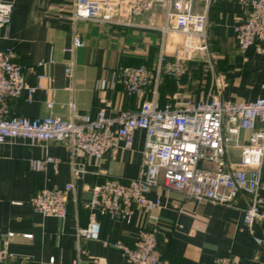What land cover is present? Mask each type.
<instances>
[{"label":"crops","instance_id":"1","mask_svg":"<svg viewBox=\"0 0 264 264\" xmlns=\"http://www.w3.org/2000/svg\"><path fill=\"white\" fill-rule=\"evenodd\" d=\"M12 4L8 26L0 30V48L12 47L22 66L26 83L41 88L28 96L9 100V113L20 117L72 114L94 118L100 109L107 116L121 110H138L142 98L128 96L116 82L120 66L151 67L157 58L165 18L162 3H156L129 25L71 20L72 0H7ZM193 11L208 15V53L187 62V72L176 79L162 73L155 87L160 104H180L186 99L205 100L217 94L230 101L264 98V57L253 46L238 48L234 26L244 17L240 0L193 1ZM77 30L83 45L74 53L65 51ZM72 62V73L65 72ZM211 65H210V64ZM223 86H215V76ZM144 98L153 97L147 86ZM51 102L52 105L47 104ZM249 131L241 130L245 141ZM145 132L132 134L129 148L121 141L115 152L101 159L79 152L72 155L62 143L11 138L0 145V235L13 232L10 256L2 264H129L117 244H131L141 229L156 230L157 248L169 264H211L216 256H235L241 264H264V219L249 231L243 223L248 194L238 195L230 205L186 200L181 193L162 187L148 192L160 207L144 212L133 206L129 217L90 210V187L105 179L127 180L141 170ZM235 151L234 147L229 148ZM52 156L42 170L31 168L34 159ZM230 156V154H229ZM238 158V157H237ZM237 161V160H236ZM79 169L74 175L73 169ZM72 183L64 218L44 216L33 210L31 198L42 188H63ZM259 206L264 214V165L261 168ZM99 223L96 240L78 242L76 227H85L90 216ZM24 234H31L25 237ZM263 240L258 243L256 239ZM53 258V261H50Z\"/></svg>","mask_w":264,"mask_h":264},{"label":"built area","instance_id":"2","mask_svg":"<svg viewBox=\"0 0 264 264\" xmlns=\"http://www.w3.org/2000/svg\"><path fill=\"white\" fill-rule=\"evenodd\" d=\"M194 0H72L71 20H89L97 23L129 25L135 17L149 11L156 3L165 8V18L160 28L162 38L157 58L151 67L146 65L120 66L116 82L128 96L142 98L138 110H121L116 116H107L100 109L94 118L72 114L69 118L58 116H12L9 100L28 96L42 86L26 83L23 68L16 62L12 47L0 48V145L11 138H24L35 142L56 141L65 145L72 155L79 152L101 159L115 152L122 141L129 148L132 134L145 132L140 174L127 180L105 179L90 187L91 197L86 202L90 210L111 213L118 219L130 216L133 206L144 212L160 207L159 199H150L153 188H166L182 194L186 200L211 201L230 205L240 194H248L243 223L249 231L254 223L264 219L258 196L261 168L264 165V98L250 101H230L217 94L205 100L186 99L180 104L170 102L160 106L155 87L162 73L176 79L187 72V62L197 54L208 53V15L193 11ZM206 7L212 0H204ZM244 17L234 26L238 48L249 46L264 57V0H240ZM12 4L0 0V30L9 25ZM83 45L81 35L75 30L65 51L74 53ZM210 64V63H209ZM211 65V64H210ZM72 73V62L65 68ZM215 86H223L220 74L215 76ZM147 86L153 87V97L144 98ZM51 106L52 103L47 104ZM241 130L249 131L241 141ZM238 150L237 161L229 156V148ZM52 156L34 159L31 168L42 170L53 163ZM202 162L209 167L200 168ZM79 169H73L74 175ZM72 183L63 188H42L31 198L33 210L44 216L64 218ZM99 223L90 216L85 227H76L78 251L81 243L96 240ZM13 232L0 235V264L10 256L8 247ZM30 237L31 234H24ZM261 243L263 240L257 238ZM129 264H169L162 258L153 227H144L131 244H117ZM53 261V258H50ZM70 264H78V259ZM211 264H241L235 256H216Z\"/></svg>","mask_w":264,"mask_h":264},{"label":"rangeland","instance_id":"3","mask_svg":"<svg viewBox=\"0 0 264 264\" xmlns=\"http://www.w3.org/2000/svg\"><path fill=\"white\" fill-rule=\"evenodd\" d=\"M198 55H200V54H197L196 56H198ZM229 154H230V157L233 161L237 160V157H238L237 151L230 149ZM199 166H200V168H207V167H209V164L207 162H202Z\"/></svg>","mask_w":264,"mask_h":264},{"label":"trees","instance_id":"4","mask_svg":"<svg viewBox=\"0 0 264 264\" xmlns=\"http://www.w3.org/2000/svg\"><path fill=\"white\" fill-rule=\"evenodd\" d=\"M162 256V255H161ZM163 258V257H162Z\"/></svg>","mask_w":264,"mask_h":264}]
</instances>
